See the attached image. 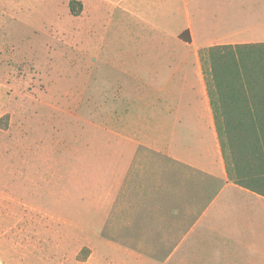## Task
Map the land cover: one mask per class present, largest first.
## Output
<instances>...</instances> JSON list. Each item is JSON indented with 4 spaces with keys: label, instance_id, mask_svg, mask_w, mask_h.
I'll return each mask as SVG.
<instances>
[{
    "label": "rangeland",
    "instance_id": "1",
    "mask_svg": "<svg viewBox=\"0 0 264 264\" xmlns=\"http://www.w3.org/2000/svg\"><path fill=\"white\" fill-rule=\"evenodd\" d=\"M71 1L0 0V264H78L103 190L131 158L147 159L135 149L147 146V85H120L133 101L106 112L119 87L107 80L125 78L114 51L138 55L147 24L92 0H77L87 13L75 17ZM168 2L180 19L196 16V0Z\"/></svg>",
    "mask_w": 264,
    "mask_h": 264
},
{
    "label": "crops",
    "instance_id": "2",
    "mask_svg": "<svg viewBox=\"0 0 264 264\" xmlns=\"http://www.w3.org/2000/svg\"><path fill=\"white\" fill-rule=\"evenodd\" d=\"M101 3L147 24L138 55L114 51L125 78L107 80L119 87L106 111L116 116L115 102L133 101L120 85H147V146H135L147 159L131 158L103 190L101 224L94 234L82 229L77 243L90 252L78 264H264V195L236 182L202 58L215 46L264 43V0H196V16L184 19L168 0H147V13L144 0H92Z\"/></svg>",
    "mask_w": 264,
    "mask_h": 264
},
{
    "label": "trees",
    "instance_id": "3",
    "mask_svg": "<svg viewBox=\"0 0 264 264\" xmlns=\"http://www.w3.org/2000/svg\"><path fill=\"white\" fill-rule=\"evenodd\" d=\"M78 17L83 4L72 0ZM223 150L238 169L236 182L264 195V43L223 45L202 53Z\"/></svg>",
    "mask_w": 264,
    "mask_h": 264
}]
</instances>
